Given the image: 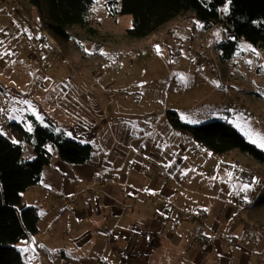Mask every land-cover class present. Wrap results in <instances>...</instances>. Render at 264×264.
<instances>
[{"label":"rangeland","instance_id":"374dc122","mask_svg":"<svg viewBox=\"0 0 264 264\" xmlns=\"http://www.w3.org/2000/svg\"><path fill=\"white\" fill-rule=\"evenodd\" d=\"M110 1L120 7V0H95L92 7L89 19L98 35L76 27L70 30L72 40L62 43L45 32L29 0H0V133L18 144L13 125L33 133L34 117L77 143L90 144L91 165L122 167L113 174L129 173L137 186L148 182L147 176L157 179L151 161L166 162L175 184L181 173L190 177L184 187L189 198L210 196L233 205L226 224H241L236 229L250 264H264V252L256 256L264 240V205L256 204L264 196V164L238 150L213 155L190 134L175 130L169 116L176 113L190 126L230 124L264 153L257 146L264 142V50L242 39L224 59L225 27L217 23L205 30L193 12L147 38L130 39L132 16L111 18ZM11 2L18 11H11ZM47 148L55 168L62 160L51 144ZM25 157L35 158L31 145H25ZM217 174L230 184L228 195L220 190L221 180L210 181ZM242 201L248 209L240 210ZM29 242L32 246L24 240L16 249L27 252Z\"/></svg>","mask_w":264,"mask_h":264},{"label":"crops","instance_id":"0c3cea01","mask_svg":"<svg viewBox=\"0 0 264 264\" xmlns=\"http://www.w3.org/2000/svg\"><path fill=\"white\" fill-rule=\"evenodd\" d=\"M158 161H151L157 179L147 176L150 180L137 186L129 173L113 174L122 167L102 169L90 161L70 170L62 161L54 168L52 156L41 182L23 194L40 216L39 232L28 239L32 246L29 242L28 251L21 252L23 259L29 264H250L236 229L241 224H226L233 205L210 196L189 198L184 187L190 177L181 173L175 184L164 177L173 178V168ZM224 174L210 181L221 180L220 190L228 195ZM240 207L248 209L244 201ZM184 212L195 213L197 221ZM258 249L256 256L264 252L263 239Z\"/></svg>","mask_w":264,"mask_h":264},{"label":"trees","instance_id":"16d2710c","mask_svg":"<svg viewBox=\"0 0 264 264\" xmlns=\"http://www.w3.org/2000/svg\"><path fill=\"white\" fill-rule=\"evenodd\" d=\"M95 0H29L39 14L45 32L53 39L68 43L72 40L71 29L80 27L88 33L98 35L89 19ZM107 3L109 16L115 20L120 15L132 16L130 39L147 38L161 30L171 21L193 12L210 29L222 23L229 36L222 47L226 49L224 59H230L240 40L264 50V0H120V7ZM228 10L223 15V9ZM172 127L192 136L195 143L221 156L234 150L248 154L264 164V153L249 144L230 124L211 122L198 126L184 124L178 114L169 113ZM35 125L33 133L22 125L14 124L13 130L19 143H13L0 134V264H29L16 249L24 240L39 232L40 216L36 208L29 206L23 194L37 186L45 169L52 162L47 146L51 144L59 158L71 165H84L92 160L93 147L80 144L65 136L63 132ZM25 145H31L35 158L25 157ZM264 205V196L256 203Z\"/></svg>","mask_w":264,"mask_h":264},{"label":"built area","instance_id":"2783aa9c","mask_svg":"<svg viewBox=\"0 0 264 264\" xmlns=\"http://www.w3.org/2000/svg\"><path fill=\"white\" fill-rule=\"evenodd\" d=\"M10 1V0H9ZM12 3V2H11ZM14 4H15V2H14ZM13 3H12V7H11V11L12 12H16V11H18V7L16 6V5H14ZM163 177V176H162ZM164 177L166 178V179H172V177H171V175L169 174V173H164ZM183 215L185 216V217H190V218H195V216H193V215H190V214H188V213H183ZM29 248H30V245L28 246Z\"/></svg>","mask_w":264,"mask_h":264},{"label":"snow or ice","instance_id":"6c2138e0","mask_svg":"<svg viewBox=\"0 0 264 264\" xmlns=\"http://www.w3.org/2000/svg\"><path fill=\"white\" fill-rule=\"evenodd\" d=\"M37 118L39 119V117H37ZM10 119H11V117H10ZM0 134H3V133H0ZM245 134L249 136V140L251 143H257L256 140L252 139L250 131H246ZM13 143H16V141H13ZM257 146L264 149V142L258 143ZM245 187H247V186H245Z\"/></svg>","mask_w":264,"mask_h":264}]
</instances>
